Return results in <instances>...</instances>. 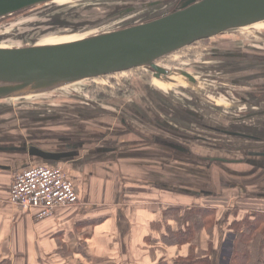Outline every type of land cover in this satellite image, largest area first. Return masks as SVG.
Listing matches in <instances>:
<instances>
[{"label": "crops", "instance_id": "1", "mask_svg": "<svg viewBox=\"0 0 264 264\" xmlns=\"http://www.w3.org/2000/svg\"><path fill=\"white\" fill-rule=\"evenodd\" d=\"M254 120L264 123L260 117ZM59 121L47 122L65 124ZM120 125L123 131L115 136H132V145H128L129 139L120 141L123 145H103L92 129L79 134L73 128L66 134L30 135L23 141L57 154V158L1 153L9 158L0 161V264H174L177 258H186L193 246L195 255L200 250L198 256L212 248L217 264L219 250L232 234L229 226L246 217L253 221V216L264 215V166L220 163L231 171L232 183L221 184L216 174V191L208 181L205 184L193 178L192 170L202 167L162 162V149H171L161 144V135L149 131L153 137L146 138L124 119ZM246 150L264 153V141ZM206 163L208 174L211 166ZM35 166L61 167L77 189L79 204L56 209L44 220L36 219L35 210L26 212L10 205L13 173ZM191 209L215 211V224L211 230L199 229L196 241L179 244L178 233L187 229L184 220ZM259 230L263 234L259 259L264 262V223Z\"/></svg>", "mask_w": 264, "mask_h": 264}, {"label": "rangeland", "instance_id": "2", "mask_svg": "<svg viewBox=\"0 0 264 264\" xmlns=\"http://www.w3.org/2000/svg\"><path fill=\"white\" fill-rule=\"evenodd\" d=\"M176 1L56 0L1 19L0 48H23L33 45H55L76 41L154 18L170 10ZM156 2L161 5L152 7L151 5ZM132 7L143 8L138 10L137 13L109 22L121 11ZM212 39L218 42L224 40L230 45H239L247 51L246 53H261L264 56V23ZM193 47L201 49L204 45L197 43ZM205 47L207 49L212 48L213 41L211 40L208 46L205 45ZM202 53L204 56L205 52ZM203 56H198L195 59L197 61L196 65H200L205 61L201 59ZM175 67L182 70L186 69L189 72L193 70L191 64L190 66L183 64ZM200 67L205 66L201 65ZM216 71L217 73H211L210 78L218 80V76L219 78L222 77L220 71ZM179 73L181 72L176 71L168 79L156 80L153 79L150 71L136 69L113 75L112 78L105 77L93 81H82L41 95L0 100V146L24 141L30 135L34 138H42V136L46 137L53 133L66 134L70 130L72 131L73 128H76L79 134L91 133L88 129H92L98 137V143L103 145L117 143L123 145L124 143L120 141H126V139H129L128 145H132L134 143L132 136L127 138L117 137L124 128L120 125L122 119L128 122L134 132H144L146 138H152L153 134L151 135L149 131H155L161 137L173 142L171 139L175 137L171 134H163L164 132L159 130L155 124V120H166L172 123L173 126L178 127L179 132L185 130L183 128L186 127L192 128L194 125L192 123H196L197 120H188L186 117H181L182 114L179 111H177L178 117L176 116L175 119L171 120L169 118L171 116L170 111L175 112V107H178L179 110L185 108L195 111L194 108L197 104L198 108L211 113L210 120L212 122L221 124L217 118H220L222 114L225 115L232 108L231 102L218 95V91L224 86L217 81H204L202 78L190 82ZM231 74L228 73V76H233ZM225 84L228 87L233 86L230 83ZM258 88L264 89V84ZM96 92H99L98 95L106 97L99 99L95 96L97 95ZM114 93L119 95L117 96ZM49 112H52L53 115ZM79 115L85 117L86 120L80 119ZM50 116L58 117L61 119L59 122L65 124L58 126L56 122H35L36 119ZM252 122H255V120H252ZM254 127L259 128L260 125L257 124ZM189 132H193V130ZM194 134L196 136H185L190 140L183 139L184 136H176L178 139L175 138L179 145L186 147L192 153L191 156L162 149V162H165V160L178 161L192 166L193 169L202 167L203 170H192L193 178L196 182L205 183V181H208L211 189L216 190V174L219 175L221 184L231 185V171L224 168L220 163H215L209 164L212 173L208 171L207 174L205 169L207 163L202 159L217 155L215 151L219 152L220 150V153H222V150L219 149L220 146H225V149L232 153L233 147L226 145L237 147L238 140L225 138L217 134ZM196 137L199 139L195 140ZM241 142L252 143L249 140H242ZM7 158H9L8 154L0 153L1 162H5L4 159ZM217 169L221 174L216 173ZM223 173H225V177ZM184 174L183 171L182 175ZM182 180H184V177ZM225 204V207H227L229 202L226 201Z\"/></svg>", "mask_w": 264, "mask_h": 264}, {"label": "water", "instance_id": "3", "mask_svg": "<svg viewBox=\"0 0 264 264\" xmlns=\"http://www.w3.org/2000/svg\"><path fill=\"white\" fill-rule=\"evenodd\" d=\"M53 1L56 0H0V20ZM159 5L161 4L156 2L151 6ZM141 8L143 7L123 10L109 22L137 13ZM260 23H264V0H177L167 12L117 30L55 45L0 48V100L41 95L82 81H93L136 69H146L151 72L153 79L163 80L174 71L158 66L157 63L160 60L189 48L199 41ZM179 74L190 82H195L190 75ZM188 113L194 114L190 111ZM57 118L44 117L36 119L35 122L43 123ZM248 120L242 116L229 121L236 124L239 122L240 126L245 125L242 123H247V127L252 128L248 129L250 132H247L256 134L254 136L239 131H225L222 128L227 129L226 126L219 128L222 131L212 129L206 131L202 126H195L194 131L200 132L203 129L208 133H205L206 135L217 134L225 138L252 142L251 144L239 142L237 147L226 145L233 147L232 153L228 152L225 146H220L222 153L220 150L215 151L217 155L204 157L202 160L208 164L245 163L262 168L264 161L260 163L250 158H264V153L246 149L252 144L264 141V138L261 139V136L264 137V123L258 122L260 127L257 128L254 127L257 123L254 122L255 125L251 126ZM156 124L159 130L164 132L163 134H171L175 138L182 136L179 129L177 130L166 120L160 119ZM169 129L175 132L171 133ZM185 136L196 135H184L182 138L188 139ZM175 138L171 139L173 142L163 137L159 140L162 145L171 150L191 156L192 153L186 147L179 145L175 141L178 138ZM198 139L196 137L195 140ZM0 153L37 155L43 159L58 156L27 146L23 141L0 146ZM233 154L237 157L235 158Z\"/></svg>", "mask_w": 264, "mask_h": 264}, {"label": "flooded vegetation", "instance_id": "4", "mask_svg": "<svg viewBox=\"0 0 264 264\" xmlns=\"http://www.w3.org/2000/svg\"><path fill=\"white\" fill-rule=\"evenodd\" d=\"M211 40L213 41L214 48L212 47L207 49L205 45L208 46ZM197 43L204 45V47L199 49V47H193V44L192 47H189V50L187 52H184L182 54L175 53L171 56H168L162 61L158 62L157 65L167 70H173L174 72L179 71L181 73H186L190 75L194 79V81L198 78H202V80L204 81L211 80L213 82H219L224 87L221 88L220 91H218V95L226 101L231 102L232 108L228 113H225V115H220L218 122H220L221 124L212 122L210 120L212 116L211 113H208L202 108H198V104L194 108L195 111L187 110L185 108H181V110H179L178 107H175V112L170 111L171 116L169 115V118L176 117L178 113L177 111H179L182 114L181 117L197 120L196 123H192L194 124L193 128L186 127L183 128L185 130L179 132L182 136L191 135L194 133L206 135L205 133L207 132H205L203 129H205L206 131H209V129L222 131L219 128L223 126L227 127V129L222 128L225 131H239L248 135L250 132V130L248 129L252 128L247 127V124L240 126L238 123L236 124L229 120L243 116L247 120L250 119L248 120L250 121L249 124L255 125L254 122H251L252 120H254V118H264V89L258 88L264 84L263 54L246 53L247 51L244 48L239 47V45H230V43H226L224 40H222V42H218L214 41L213 39H207L199 41ZM202 52H205L204 56ZM192 56L194 58H192ZM198 56H203V58L201 59L205 60L200 65H196L197 61L195 59ZM183 64H185L186 66H190L191 64V69H193L192 72H189L186 69L182 70L175 67L177 65ZM201 65H204L205 67H200ZM216 70H219L220 75H222L221 78H219L218 76V80L210 78L212 72L217 73ZM228 73H232L231 75L233 76H228ZM225 83H230L233 86L228 87ZM189 111L193 112L194 114H189ZM195 126H202V128L204 127L201 130L204 132H189L192 130L194 131ZM169 130H171V133L175 132L172 129Z\"/></svg>", "mask_w": 264, "mask_h": 264}, {"label": "trees", "instance_id": "5", "mask_svg": "<svg viewBox=\"0 0 264 264\" xmlns=\"http://www.w3.org/2000/svg\"><path fill=\"white\" fill-rule=\"evenodd\" d=\"M188 50L189 49L182 50L176 54H182ZM192 58L194 57L192 56ZM108 78H112V76ZM96 93L97 95L95 96L99 99H104L106 97L104 95H98L99 92ZM114 94L117 96L119 95L117 93ZM184 221L188 227L185 229L184 233L179 231L178 236L181 235L180 241L178 242L179 244H187L196 241V233L201 228L211 230L215 224V211L191 209L186 212ZM263 223L264 215L253 216V221H250V219L246 217L240 222L232 223L229 226L232 234L228 237V240L225 241V245L220 248L217 264H264V262H261L259 259V253L261 252V235H263L259 227ZM241 229H243L242 233H240ZM195 247L196 246H193L192 249H190L186 258H177L174 264H214L213 261L216 257V253L213 252L212 248H209L207 252L205 251L201 256H198L201 253L200 250H198L197 255H195Z\"/></svg>", "mask_w": 264, "mask_h": 264}, {"label": "built area", "instance_id": "6", "mask_svg": "<svg viewBox=\"0 0 264 264\" xmlns=\"http://www.w3.org/2000/svg\"><path fill=\"white\" fill-rule=\"evenodd\" d=\"M79 202L76 187L61 167H27L12 175L8 203L26 212L37 211V220Z\"/></svg>", "mask_w": 264, "mask_h": 264}, {"label": "bare ground", "instance_id": "7", "mask_svg": "<svg viewBox=\"0 0 264 264\" xmlns=\"http://www.w3.org/2000/svg\"><path fill=\"white\" fill-rule=\"evenodd\" d=\"M54 2V1H53Z\"/></svg>", "mask_w": 264, "mask_h": 264}]
</instances>
